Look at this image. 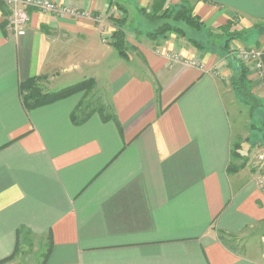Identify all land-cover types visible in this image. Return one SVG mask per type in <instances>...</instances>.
I'll list each match as a JSON object with an SVG mask.
<instances>
[{"label": "crops", "instance_id": "obj_1", "mask_svg": "<svg viewBox=\"0 0 264 264\" xmlns=\"http://www.w3.org/2000/svg\"><path fill=\"white\" fill-rule=\"evenodd\" d=\"M51 1L90 17L29 10L18 36L0 3V262L26 235L47 244L34 264H264V188L246 165L230 168L247 114L230 86L239 65L264 101V78L234 58L264 47V0H166L206 31L235 22L245 41L207 54L134 29L125 59L96 22L108 0ZM154 1L120 6L145 19ZM44 79L54 91L93 80V98L27 109L20 87ZM106 104L114 120H102Z\"/></svg>", "mask_w": 264, "mask_h": 264}, {"label": "trees", "instance_id": "obj_2", "mask_svg": "<svg viewBox=\"0 0 264 264\" xmlns=\"http://www.w3.org/2000/svg\"><path fill=\"white\" fill-rule=\"evenodd\" d=\"M108 1H109L108 9H111V7H115L117 9L116 11L118 12L117 18L110 17L113 26L116 28L115 31L111 34V40L113 41V46L116 52L118 53V56L120 58L125 59L127 58L126 36H125L127 13L120 6L118 0H108ZM165 3L166 0H156L153 3V7L149 11H145L143 9L139 10L141 15L145 18L147 22H150L151 24L159 23V26H157L155 30H153L152 32L144 33L145 37H147L148 39H158L161 37L165 38V36L169 34H174L176 37L185 40L189 46L193 47L194 49L202 53L226 55L229 52L231 53L229 48L232 42L244 41L247 36V32H241L234 29L237 26V24L235 22L234 23L232 22V23H227L225 26L217 27L215 29V32L217 31L219 33L218 37H214V35L216 34L214 33V31H207L208 32L206 34L207 36H204V38L188 39L186 38L185 35V33L187 34L186 28L201 33L202 30H204L203 24L198 20L196 16H194L192 7L187 5L186 3H183L179 6H174L172 7V9L171 8L164 9ZM179 22H182L185 25V27H181V28L177 27L176 24H178ZM217 38L221 39L219 43L217 41ZM230 59H232L231 56ZM238 67H239L238 71L234 74L232 78L231 85L233 86L234 90L238 95L237 97L240 100L247 102L249 97H251L252 105L250 108L251 111H254V109L256 108L257 105H259L260 102L258 103L257 100H255L254 97L250 95L249 87L251 86L247 79V69L244 67V65H239ZM36 81L39 80L29 81L20 87V92L23 91L28 92L27 93L28 95L25 98L26 103L23 102L27 109L45 106L53 102H56L58 100L70 97L76 93H84L87 96L95 87V83L93 80H86L81 83L72 85L70 87H66L52 94L40 95L38 87L37 85H35ZM78 108H79L78 113L71 115L72 122L76 125L84 122L86 118L84 115H81L80 113L82 109L84 108L86 109V105L83 106V104L81 103L80 105H78ZM107 109H108L107 114H104L103 112L100 113L102 120L103 121L114 120V117L109 113V108ZM17 253H18V244H16L12 256L9 257L8 259H5L4 261H1L0 264H5L6 262L11 261L16 257ZM47 257H48V253H46L43 263L47 260Z\"/></svg>", "mask_w": 264, "mask_h": 264}, {"label": "rangeland", "instance_id": "obj_3", "mask_svg": "<svg viewBox=\"0 0 264 264\" xmlns=\"http://www.w3.org/2000/svg\"><path fill=\"white\" fill-rule=\"evenodd\" d=\"M118 2L122 3L121 0H118ZM152 7H153V4L151 5L150 9ZM112 8H115V7H111V9ZM165 8H171L172 9V7L167 6L166 3L164 4V9ZM111 9H108L105 12V14H103L104 16L101 17V20L99 21L100 22L99 24H103L102 27H104L103 29L105 32L107 31V29L105 28V24L102 22L106 19V21H108V22L110 21V23L113 24L110 20L111 19L110 17L117 18V15H118V12L116 14H109V11ZM143 10L147 11V9H143ZM126 13H127V17H128V23L125 26V36H126V31L129 32L132 30L131 32H134L133 30L135 29V31H137L138 33H141L143 35L146 32H152L153 30L156 29L157 26H159V23L151 24L150 22H147L145 19H143L141 16H138V12L134 8L131 9L130 12L128 11ZM63 16H67V15H63ZM99 18L100 17L96 18V20ZM96 22L98 23V21H96ZM135 26H137V27H135ZM176 26L179 28L185 27V25L182 22H179L178 24H176ZM186 31H187V34L185 33V35H186V38H188V39H191V38L201 39V38H204V36H207L206 34L208 33L206 31V29L202 30L201 33L197 32L195 30H189L187 28H186ZM209 31H214V33H216L214 35V37L219 36V33L217 31L216 32H215V30H209ZM113 32L111 31V33H113ZM133 34H131V36ZM170 35L175 36L174 34H169V35L165 36V38L161 37V39H163L165 42H167L166 39ZM110 38H111V35L109 36V39ZM220 40L221 39L217 38L218 43ZM165 48H167V47H165ZM259 49H264V47L259 48ZM229 53H227L226 56L229 55ZM235 59H237V58L235 57ZM263 64H264V62H263ZM233 76L234 75H232L230 78V83L232 81ZM255 78H258V80H261L264 78V67L261 70V73L255 72ZM35 85H37L40 95H45V94L48 95V94H52L54 92H57V91H54V89H52L51 85H49L45 79L41 80V81H36ZM230 86H231L232 92L235 93L234 95L237 97L238 95H237L236 91L234 90L233 86L231 84H230ZM259 87L261 88V86H259ZM253 90L256 91L255 88H253ZM254 91H252V87H249L250 95L253 96L254 99L257 100L258 103L260 102L259 105H257L256 108L254 109V110H256V112L251 111V108H250L252 105L251 97H249L247 102L240 100L237 97L239 103L241 104L240 107H242V109L244 108V110L247 111V114L243 115L242 118L240 116V118L243 119V121H244L245 135L242 136V139L240 140L238 146L234 149V153L236 155L232 158V165L230 164V168L234 170V169H236L237 165H240V166L246 165L247 168L250 171L254 172V174L256 175L257 184H258V181L264 183V101L261 103L262 100H259L254 95ZM27 93H28L27 91L21 92L22 101L25 103H26L25 98L28 95ZM95 93L97 95V93H100V91H95ZM93 94L94 93L92 90L87 95L86 99H89V100L92 99ZM107 108H108V104L103 106L102 112L104 114L108 113ZM261 156L263 157L262 159L260 158ZM23 237H25V239L20 244L18 243V253H17L16 257L14 259H12L11 261L6 262L5 264H34V262H37V261H34V258L40 259L41 255H43L45 253V250L47 247V244H45L46 242L44 241L45 239H43V238H32V237H29L26 235H24ZM43 242H45V243H43ZM39 248L41 249L40 253L38 255L34 256L35 251L37 252ZM25 253H28V254L25 256Z\"/></svg>", "mask_w": 264, "mask_h": 264}, {"label": "built area", "instance_id": "obj_4", "mask_svg": "<svg viewBox=\"0 0 264 264\" xmlns=\"http://www.w3.org/2000/svg\"><path fill=\"white\" fill-rule=\"evenodd\" d=\"M0 3L6 7L8 11L7 22H8V30L13 34L22 36L26 33L30 16L28 11L34 10L40 12L42 14L54 15V16H62L67 15L68 17L74 19H83L90 17L89 13L83 11H77L68 9L66 7H61L56 5L51 0H0ZM116 8H112L109 11V14H116ZM118 17V15H117ZM101 19H97L98 23H100ZM104 27H100L102 42L108 43L109 36L105 34L103 29ZM235 57L242 63L246 65H252L255 72H260L264 67V49H243V48H235L234 49ZM165 58L172 60H178L176 55H171L166 53ZM263 158L262 156L260 157ZM258 186L264 188V183L258 181Z\"/></svg>", "mask_w": 264, "mask_h": 264}]
</instances>
